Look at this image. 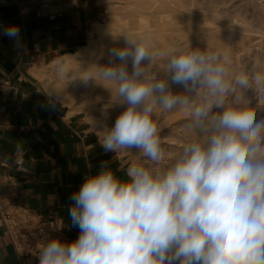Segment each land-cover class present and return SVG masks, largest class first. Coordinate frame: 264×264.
Returning <instances> with one entry per match:
<instances>
[{
  "label": "clouds",
  "instance_id": "obj_1",
  "mask_svg": "<svg viewBox=\"0 0 264 264\" xmlns=\"http://www.w3.org/2000/svg\"><path fill=\"white\" fill-rule=\"evenodd\" d=\"M4 34L18 39L20 29L9 25ZM109 55L98 74L116 83L126 107L104 126L101 147L105 154L135 150L142 162L127 166L126 180L107 161L85 174L69 196L78 237L48 239L38 264H264V119L252 100L226 104L236 86L253 85L255 103L264 104V72L229 80L227 56L188 48L167 61L171 83L184 89L178 92L148 73L155 57L146 42L126 39ZM199 89L206 91L197 103ZM156 107L185 109L199 130L167 167H158L165 156Z\"/></svg>",
  "mask_w": 264,
  "mask_h": 264
},
{
  "label": "crops",
  "instance_id": "obj_2",
  "mask_svg": "<svg viewBox=\"0 0 264 264\" xmlns=\"http://www.w3.org/2000/svg\"><path fill=\"white\" fill-rule=\"evenodd\" d=\"M0 0V172L17 181L15 203L57 218L76 239L69 196L101 161L126 180V156L105 154L101 137L77 112L46 92L32 68L84 45L103 16L98 0ZM9 25L20 29L9 38ZM92 129V128H91ZM0 264H21L0 226Z\"/></svg>",
  "mask_w": 264,
  "mask_h": 264
},
{
  "label": "rangeland",
  "instance_id": "obj_3",
  "mask_svg": "<svg viewBox=\"0 0 264 264\" xmlns=\"http://www.w3.org/2000/svg\"><path fill=\"white\" fill-rule=\"evenodd\" d=\"M142 1L117 0L116 3L110 5L104 3L103 16L99 22L94 23L89 29L84 45L94 40L91 33L100 37L106 34L109 28H118V25L122 23L131 26L136 22L147 23V26L140 28L141 31H146L155 27L154 22L159 20L165 21L161 26L163 27V32L161 36L155 33L149 35L151 41H155L150 50V53L155 58L146 67L149 74L158 73L160 77L168 79L173 91L179 92L184 91V89L180 85L171 83V74L166 73L168 58L170 55L178 54L180 50H187L188 48H199L227 56V66L230 72L229 80L241 73L264 72V0H173V2L167 4V7H164L166 0H149L150 3H142ZM182 16L185 17L182 18ZM79 48L71 50V52H75ZM107 61H113V58L109 57L105 60V62ZM117 61L115 60L114 62ZM128 67L131 70V62H129ZM74 71L78 78L75 81L76 83L74 82L75 84L70 87L74 94L73 96H77V98L73 99L75 101L74 108L80 105H84L83 108H85L87 107L85 103L90 101H93L94 105L88 106V113L81 112L82 107L80 108L81 110L73 109V104L71 105L72 107L69 105V108L80 114L92 132H95V128L91 129L93 127L88 120V114L98 117L101 127H111L117 116L126 107L125 104L121 103L122 98L115 91L110 90L114 87L117 88L116 84L111 88L102 85L105 82L103 81L104 79H97V84L96 76H94L92 71H80L79 68H75L72 71L70 70L69 73ZM86 82L93 83L94 85L92 84L93 86H89V88L95 89H91L93 91L89 95H82L79 91L81 87L86 86ZM52 86H44L46 92L62 101L63 91L55 92ZM97 89L99 91L100 89L101 91H107L111 95V99H108L109 95L103 92L108 99L105 98L106 100H103V94ZM95 91L97 93H94ZM205 91V89L197 91L194 96L197 103L201 101ZM92 92L95 96H102L101 100L95 101V96ZM259 92L260 89L256 88L255 85H253V89H243L236 86L235 91L230 92L226 97V104L229 106L235 104L237 97H240L241 100H252L253 104L251 106L256 113L257 119H264V104L255 103V97ZM99 103L106 105L101 114L97 113L96 108ZM152 119L157 124L158 135L165 156L164 161L158 167H167V164L172 162L182 151L183 146L188 143L189 135L196 134L197 136L199 135V130L190 127L191 118L188 112L182 108L166 111L156 107ZM97 135L100 137L99 134ZM178 140L184 141L181 142V147H177L179 145ZM117 153L121 156H126L129 164L142 162L140 153L135 150Z\"/></svg>",
  "mask_w": 264,
  "mask_h": 264
},
{
  "label": "bare ground",
  "instance_id": "obj_4",
  "mask_svg": "<svg viewBox=\"0 0 264 264\" xmlns=\"http://www.w3.org/2000/svg\"><path fill=\"white\" fill-rule=\"evenodd\" d=\"M116 2H117V0H98L99 4L100 3H102V4L106 3V4L110 5V4H113ZM143 2L144 3H150L149 0H143L142 3ZM169 2H173V0H166L164 7H167V4ZM184 17L185 16H182V18H184ZM164 22L165 21L156 20L154 22L155 27H153L152 29H148L146 31H141L140 28L147 26V23L136 22V23L132 24L131 26L126 24V23H122L121 25H118V28H113V27L109 28L107 30V33L100 36V37L92 35V33H91V36H93L94 40H92L89 44H85V45L81 46L77 51L70 52V53L68 52L67 54H64L63 56L56 58V59H54L48 63L37 65V66L32 68V72L37 78L40 79V81L44 84L45 87L46 86L48 87L49 85H53L52 88L54 89L55 92H59V91L62 92L63 91V96L61 98L63 99L62 101L68 107H69V105L71 106L73 104V107L71 106L73 109H76V110L82 109L81 112L83 111L85 113H88V111H87L88 106L94 105V103H92L93 101H90L89 103H85L87 106L85 108H83L84 105H80L79 107L77 106L74 108V105H75L74 102L75 101L73 99L75 97L77 98V96L76 95H75V97L73 96L74 94L71 91L70 87H71V85L76 83L75 81L78 78L76 77L75 71L73 73H69V71L70 70L72 71V69H75V68L76 69L79 68L80 71L81 70L92 71V73H94V76H96V83L98 84L97 79H100V80L103 79L98 74V67L106 65L109 63L108 61L105 62V60L110 57L109 53H110L111 49L124 47L125 46V40L128 39V40H137V41L146 42L148 47H149V51H150L152 48V45L155 43V41L152 42L151 38H149V35L151 33H155L156 35L161 36V33L163 32V27H161V26L164 24ZM165 27H166V25H165ZM117 62H115V63H117ZM67 73H69V74H67ZM103 81H105V82H103V84L102 83L101 84L108 86L110 88L114 87L116 84V83L111 82V81H106L105 79ZM99 83H100V81H99ZM92 84H90L89 82H86V86L81 87L79 92H81L82 95L91 94V91H93L91 89H95L92 87L89 88V86L94 85V84L93 85ZM98 86H100V85H98ZM94 87H96V86H94ZM101 88H102V86H101ZM110 90H112L113 92L114 91L116 92L115 87L110 89ZM96 91L94 93H97ZM99 92H101V94H103V92H104V93L108 94L109 96L107 97V95L104 96L105 94H103L104 98H102V96H100V95L95 96L94 93L92 92L93 95L95 96V101L101 100V98L103 100H106L107 98L111 99V95L109 93H107V91H105V90L101 91V89H100ZM108 92H110V91H108ZM96 108H97V113L101 114L102 113L101 111H103L104 108H106V105L99 103ZM71 111L74 112V110H71ZM87 117H88V120L90 121V123L92 124V127H93L92 129L95 128L94 130L95 131L97 130L96 133L99 134L100 137L102 138L106 129L104 127H101V123L99 121V118L90 116L89 114ZM194 132H196V131H194ZM189 136L191 139V137L194 138V136H196V134H192ZM190 139L187 140V142H189ZM178 142H179V145L177 147H181L182 146L181 142H184V141L178 140ZM170 163L171 162H169L167 165H169Z\"/></svg>",
  "mask_w": 264,
  "mask_h": 264
},
{
  "label": "built area",
  "instance_id": "obj_5",
  "mask_svg": "<svg viewBox=\"0 0 264 264\" xmlns=\"http://www.w3.org/2000/svg\"><path fill=\"white\" fill-rule=\"evenodd\" d=\"M49 6L48 0L44 3ZM16 178L0 172V226L10 240L21 264H38L37 254L41 245L51 237L65 241L75 240L63 229L57 218L44 219L41 215L15 203L17 197Z\"/></svg>",
  "mask_w": 264,
  "mask_h": 264
}]
</instances>
